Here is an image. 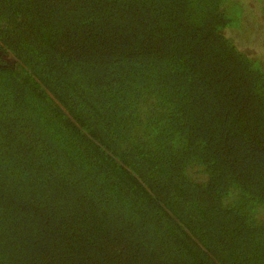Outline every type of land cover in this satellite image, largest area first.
Masks as SVG:
<instances>
[{"label": "trees", "instance_id": "1", "mask_svg": "<svg viewBox=\"0 0 264 264\" xmlns=\"http://www.w3.org/2000/svg\"><path fill=\"white\" fill-rule=\"evenodd\" d=\"M0 264H264V0H0Z\"/></svg>", "mask_w": 264, "mask_h": 264}, {"label": "flooded vegetation", "instance_id": "2", "mask_svg": "<svg viewBox=\"0 0 264 264\" xmlns=\"http://www.w3.org/2000/svg\"><path fill=\"white\" fill-rule=\"evenodd\" d=\"M0 55H2V56H3V54H1V52H0Z\"/></svg>", "mask_w": 264, "mask_h": 264}, {"label": "water", "instance_id": "3", "mask_svg": "<svg viewBox=\"0 0 264 264\" xmlns=\"http://www.w3.org/2000/svg\"><path fill=\"white\" fill-rule=\"evenodd\" d=\"M1 52V51H0Z\"/></svg>", "mask_w": 264, "mask_h": 264}]
</instances>
